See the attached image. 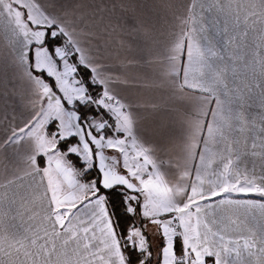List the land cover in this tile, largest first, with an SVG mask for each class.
I'll return each mask as SVG.
<instances>
[{"label": "snow or ice", "instance_id": "obj_1", "mask_svg": "<svg viewBox=\"0 0 264 264\" xmlns=\"http://www.w3.org/2000/svg\"><path fill=\"white\" fill-rule=\"evenodd\" d=\"M0 85V264H264V0H0Z\"/></svg>", "mask_w": 264, "mask_h": 264}, {"label": "crops", "instance_id": "obj_2", "mask_svg": "<svg viewBox=\"0 0 264 264\" xmlns=\"http://www.w3.org/2000/svg\"><path fill=\"white\" fill-rule=\"evenodd\" d=\"M128 15H132V10L129 9L128 10ZM11 76H12V70L9 69V85H8V90L11 91L12 90V85L14 84L15 85V88H16V91L17 92H22L23 90V85L22 83H20L19 81L17 80H12L11 79ZM0 87H2V85H0ZM21 111H24L23 108H21L20 110L17 111L16 115L17 117L20 116V112ZM249 113L250 115L253 117V118H258L260 114L264 113V109H261L259 107V102L256 101L254 104H253V107L251 109H249ZM3 128L4 126H0V132L3 131Z\"/></svg>", "mask_w": 264, "mask_h": 264}]
</instances>
